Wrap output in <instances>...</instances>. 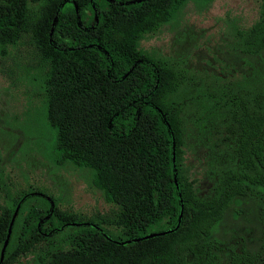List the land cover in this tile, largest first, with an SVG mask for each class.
<instances>
[{
    "label": "trees",
    "instance_id": "trees-1",
    "mask_svg": "<svg viewBox=\"0 0 264 264\" xmlns=\"http://www.w3.org/2000/svg\"><path fill=\"white\" fill-rule=\"evenodd\" d=\"M187 1L0 0V50L27 37L46 66L57 151L90 169L118 205L105 225L64 213L51 194L24 191L0 210V264H22L19 255L40 244L35 264H264V240L248 243L264 224V69L252 89L193 95L221 110L233 143L203 194L183 170L182 71L140 46ZM259 12L235 40L264 68V0ZM228 211L247 222L244 243L219 238Z\"/></svg>",
    "mask_w": 264,
    "mask_h": 264
},
{
    "label": "rangeland",
    "instance_id": "rangeland-1",
    "mask_svg": "<svg viewBox=\"0 0 264 264\" xmlns=\"http://www.w3.org/2000/svg\"><path fill=\"white\" fill-rule=\"evenodd\" d=\"M260 2L188 0L172 19L140 39L141 48L182 71V100L187 101L189 119L183 170L203 194L214 186L211 169L226 162L233 143L221 110L211 113L193 95L253 88L263 64L257 56L240 50L235 32L259 19ZM45 71L37 48L27 37L0 50V210L20 193L33 189L53 195L64 213L106 225L118 205L93 184L90 169L75 165L57 151L45 117ZM234 219L226 212L218 235L239 245L244 243L241 235H248L243 230L247 222ZM256 220L255 214L249 216L251 228L257 227ZM260 226L263 230L248 240L250 245L264 240V224ZM229 228L238 231L234 235ZM45 249L40 244L22 252V264H35L34 258H43Z\"/></svg>",
    "mask_w": 264,
    "mask_h": 264
}]
</instances>
